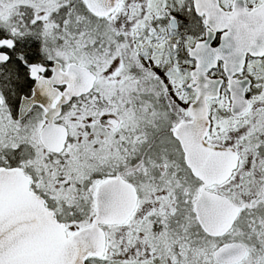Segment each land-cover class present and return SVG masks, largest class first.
Segmentation results:
<instances>
[{
    "label": "snow or ice",
    "instance_id": "1",
    "mask_svg": "<svg viewBox=\"0 0 264 264\" xmlns=\"http://www.w3.org/2000/svg\"><path fill=\"white\" fill-rule=\"evenodd\" d=\"M0 264H264V0H0Z\"/></svg>",
    "mask_w": 264,
    "mask_h": 264
}]
</instances>
